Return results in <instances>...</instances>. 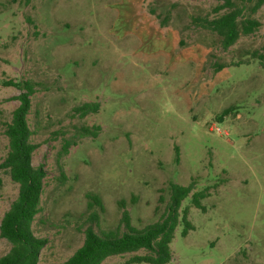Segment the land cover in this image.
Wrapping results in <instances>:
<instances>
[{"label": "rangeland", "instance_id": "374dc122", "mask_svg": "<svg viewBox=\"0 0 264 264\" xmlns=\"http://www.w3.org/2000/svg\"><path fill=\"white\" fill-rule=\"evenodd\" d=\"M259 1L238 4L242 19L261 27L225 49L199 22L226 12H216L217 0H0V225L19 193L1 166L21 93L6 84L29 81L36 93L28 122L39 145L32 164L46 171L33 223L46 240L39 264H63L88 227L115 232L123 207L138 228L159 221L170 183L192 182L194 191L219 186L205 211L184 200L195 229L183 237L178 226L169 264H264V0L252 13ZM86 103L99 109L81 118L74 109ZM82 126H99V135L82 137ZM10 247L0 236V257Z\"/></svg>", "mask_w": 264, "mask_h": 264}, {"label": "trees", "instance_id": "16d2710c", "mask_svg": "<svg viewBox=\"0 0 264 264\" xmlns=\"http://www.w3.org/2000/svg\"><path fill=\"white\" fill-rule=\"evenodd\" d=\"M220 4L216 12L226 10L215 18H199L202 27L216 33L221 38V45L228 49L241 37L251 35L261 27V22L249 17L242 19L243 7L238 2L246 3L251 0H217ZM262 5L260 0L252 10L256 13ZM240 19L241 23H240ZM197 21V19H195ZM218 66L217 69H222ZM14 86L21 91L18 96L20 105L14 110L12 120L6 126V135L9 141V150L2 163L11 179L18 184L19 193L9 210L5 213L1 225L0 236L11 245L10 250L0 257V264H39L41 252L46 240L35 235L33 223L40 213L41 196L44 190L46 171L43 166L35 167L32 164L34 152L39 147L31 141L33 134L28 115L31 109V97L36 93L35 84L29 81H12L6 84ZM99 109L97 103H86L74 109V113L81 118ZM228 110L225 111V113ZM99 126L79 128L82 137H97ZM72 142L67 140L63 152L68 153ZM176 151V163H180L179 148ZM1 185V180H0ZM195 182L188 186L170 183V203L168 210L162 218L153 223L138 228L133 225L130 212L123 207L120 224L115 232H96L88 227L85 239L72 256L63 264H102L107 258L117 255L133 254L142 250V255H134L123 264H169L173 258L171 243L175 238L178 226L184 224L182 236L186 237L195 227L189 220L190 208L182 209L184 200L190 198L193 207L205 211L203 200L211 196V190L219 186H207L200 191L195 190ZM102 210V200L95 194L88 196ZM122 228L124 231L121 232Z\"/></svg>", "mask_w": 264, "mask_h": 264}]
</instances>
